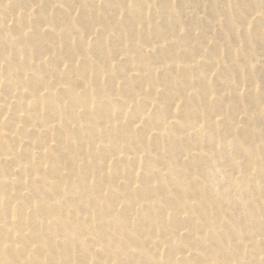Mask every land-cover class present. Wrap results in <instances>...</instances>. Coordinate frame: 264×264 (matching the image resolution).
I'll list each match as a JSON object with an SVG mask.
<instances>
[{"label": "rangeland", "instance_id": "obj_1", "mask_svg": "<svg viewBox=\"0 0 264 264\" xmlns=\"http://www.w3.org/2000/svg\"><path fill=\"white\" fill-rule=\"evenodd\" d=\"M0 264H264V0H0Z\"/></svg>", "mask_w": 264, "mask_h": 264}]
</instances>
